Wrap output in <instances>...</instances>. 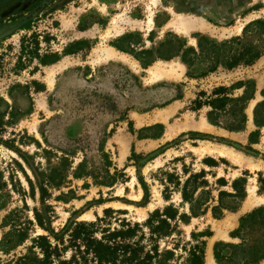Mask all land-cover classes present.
<instances>
[{
  "label": "rangeland",
  "instance_id": "1",
  "mask_svg": "<svg viewBox=\"0 0 264 264\" xmlns=\"http://www.w3.org/2000/svg\"><path fill=\"white\" fill-rule=\"evenodd\" d=\"M259 19L264 20V0H0V264H17L31 253L39 235L57 232L71 221L96 220L107 208L123 210L120 216L133 222L171 205L189 213L181 188L203 170L205 177L189 186L198 185L194 204L204 199L217 204L219 192L233 191L240 178L246 199L221 218L209 210L179 222L180 232L161 239L160 249L175 252L169 264H186L191 246L205 240L217 264L216 242H241L232 236L240 218L264 205V142L251 145L245 133L232 137L216 129L204 131L206 108H197L195 101L209 100L215 88L238 79L263 78L264 59L256 67L219 68L189 78L180 57H155L174 53L178 40L197 47L199 34L218 42L242 36L244 27ZM197 21L196 28L184 29ZM33 32L44 50L62 51L77 40L88 43L54 64L34 68L36 61L16 71L21 38ZM260 35L253 32L249 39L260 43ZM147 62L152 63L145 68ZM18 84L22 87L11 89ZM179 92L182 98L160 106ZM32 102V112L26 113ZM172 103L176 108L167 116L163 110ZM130 121L136 131L157 123L168 130L159 138L139 139L130 132ZM105 133H110L106 150L123 175L112 187L74 178L83 158L81 151L72 153L76 146H83L88 165L101 171L96 148ZM61 149L69 153L65 162ZM21 234L25 240L11 248Z\"/></svg>",
  "mask_w": 264,
  "mask_h": 264
},
{
  "label": "trees",
  "instance_id": "2",
  "mask_svg": "<svg viewBox=\"0 0 264 264\" xmlns=\"http://www.w3.org/2000/svg\"><path fill=\"white\" fill-rule=\"evenodd\" d=\"M263 23L264 20L261 19L251 21L244 27L242 36L233 37L222 42L199 34L197 47L187 46V43L178 40L180 44L174 53L169 56L159 54L155 58L171 59L180 57L187 67V77L189 78L204 76L217 71L219 68L232 70L239 66L252 65L264 55V28H255ZM24 27L29 29L30 23H26ZM257 31L261 34L260 43L249 39V35ZM48 39V36L45 37V41H48ZM87 43L86 40H77L67 45L62 51H55L50 47L44 50L42 49L38 33L26 34L22 36L20 41V53L15 64V70H24L36 61L37 65L34 68L54 64L65 55L78 53ZM117 48L119 47L117 46ZM144 52L150 51L145 50ZM151 63H145L144 67H148ZM202 63H204V66H200ZM199 66L200 68L198 69ZM33 85L37 87L36 90H39L41 84L36 81L33 82ZM238 85L245 88L242 96L231 98L226 94L227 88L220 86L215 88L209 100L203 101L198 98L195 101L196 107L200 108L202 105L211 106L212 110L208 112L207 117L210 122L216 125H221L217 120L223 112L224 116L233 119L234 125L239 122V127L233 128L234 130L242 129L246 120L244 108L254 89V83L253 81H241ZM19 87L22 86L19 84L14 85L11 89ZM24 88L29 90L30 86H24ZM182 96V92H179L171 100L160 106H165L174 100L182 98ZM10 107L11 116L14 117L16 110L13 105ZM32 109L33 102L25 112L30 113ZM130 110L131 108H127L126 113L128 114ZM231 110H234V115ZM256 123L259 125L260 121L256 120ZM130 127V132L132 134L137 132L139 139L159 138L163 135L165 129L163 124L157 123L136 131L133 129L131 121ZM154 130H158V132ZM110 133L104 134L96 148L99 157L103 160V166L100 168L103 174L101 175V171L88 165L90 158L86 153V149L83 146H76V152L72 153L77 154L81 151L83 158L73 170L74 178H91L93 184L107 187H112L118 182L119 177L123 173L115 170L113 160L106 150V142ZM257 133L258 131H255L251 134V142H254ZM45 140L48 141L46 137ZM76 142H80V138ZM61 152L62 161H67L68 151L61 149ZM132 155H135V152H132ZM207 161H212L215 164L213 159ZM113 167L115 172H112ZM204 177L205 171L203 170L201 173L194 174L187 179L181 188L183 199L190 205L189 213L180 212L178 208L171 205L162 211H154L143 222H133L126 217L120 216L125 213L123 210L107 208L104 210V215L98 216L96 220L71 221L57 232L51 230L48 235H39L34 239V244L30 248L31 253L19 259L17 264H169L171 258L175 257V252L169 249H160L159 242L165 237L179 233V222L188 223L192 217L203 216L209 210L214 218H221L227 211H237L246 198L245 186L241 185L244 180L240 178L233 182V191L222 190L219 192L217 204L211 206L209 199H204L201 205H196L194 202L198 200L196 199L198 197L195 198L198 185L193 190L189 186L193 180ZM48 181L50 182V177ZM220 181L224 182L223 179H220ZM203 183L206 184L207 181H203ZM85 185L88 186L89 183ZM226 199L231 202H226ZM38 222L43 226L40 218ZM45 229L48 230L47 228ZM255 233L260 234V236L253 238ZM192 235L193 237L196 236V234ZM204 235L209 236L210 234L207 232ZM232 236L239 238L241 242L228 243L219 241L215 243L213 252L217 264H258L263 260L264 205L242 216L239 226L234 230ZM251 238L253 239L250 240ZM23 240H25L23 234L19 235L18 240L11 248L19 245V242H23ZM3 244H5V241ZM226 248L231 249L227 254L224 253ZM3 250H6V248H3ZM37 250H39V253ZM68 251H71V254L67 257L65 254ZM188 254L186 264H206V241L203 240L198 244L192 245Z\"/></svg>",
  "mask_w": 264,
  "mask_h": 264
},
{
  "label": "crops",
  "instance_id": "3",
  "mask_svg": "<svg viewBox=\"0 0 264 264\" xmlns=\"http://www.w3.org/2000/svg\"><path fill=\"white\" fill-rule=\"evenodd\" d=\"M184 29L187 30L186 28H184ZM263 59H264V55L261 58H259L252 65L239 66L237 68L239 69L240 67H249V68L250 67L251 68L256 67L257 64H259L261 61H263ZM237 68H235V69H237ZM223 70H225V69H223ZM232 70H234V69H232ZM232 70H225V71L228 72V71H232ZM241 81H243V82L253 81V83H254V89L250 95V98L246 101V106L244 108V114L246 116V120L243 124V128L240 130H234L233 128L239 127V122H237L234 125L233 119H229V118H227V116H224L223 112H222L221 116L219 117V119L217 120V122L221 125H216V124L210 122L208 117H207V114L209 111L212 110V107L209 105H202V107H200L201 109L203 107L206 108V114H205V117H203L204 122L203 121L201 122V123H203L202 126H205L204 131L216 129L220 133H223L226 135H231L232 137H236L237 135H240L241 133H245V135H247L248 142L251 145H257L259 143L263 144V142H264V77L262 78L261 76L260 77L251 76V77H248L245 79H238L235 82H232V84L230 86L229 85L228 86L222 85L223 87L227 88V91H226L227 96H229L231 98H237V97H240L244 94L245 88L240 87L238 85ZM174 103L170 104L169 107H167L165 110H163V111L168 112L167 116H169L172 113V111L175 110L176 104H174ZM231 112L234 115V110H231ZM165 113L163 112V114H165ZM137 114H140V113H137ZM163 114H161V116H163ZM256 120L260 121L259 125H257ZM229 125L231 126L230 129H229V127H230ZM146 126H150V124L141 125V126H139L138 129H141V128L146 127ZM227 126H228V128H227ZM167 130H168V128H166V131L164 129L165 132H167ZM255 131H258V133L254 138V142H251L250 136ZM238 143H240V142H238ZM241 206H242V204H241ZM205 263L206 264H215L214 260H213L212 250L210 248L206 250ZM260 264H264V260H262Z\"/></svg>",
  "mask_w": 264,
  "mask_h": 264
},
{
  "label": "bare ground",
  "instance_id": "4",
  "mask_svg": "<svg viewBox=\"0 0 264 264\" xmlns=\"http://www.w3.org/2000/svg\"><path fill=\"white\" fill-rule=\"evenodd\" d=\"M186 19V18H185ZM187 20V19H186ZM181 21V20H180ZM188 22H190V21H188ZM184 23H186V22H184ZM197 24H190L191 25V27L189 26L188 27V25H187V27H186V24L184 25V28H192V27H194V28H196L197 26H199V24H200V21H197L196 22ZM201 26V25H200ZM201 28H203V25L201 26Z\"/></svg>",
  "mask_w": 264,
  "mask_h": 264
}]
</instances>
